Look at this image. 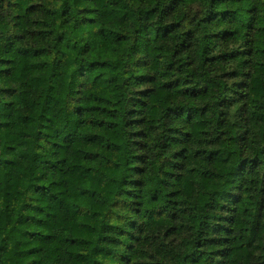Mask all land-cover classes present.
<instances>
[{
	"label": "trees",
	"instance_id": "16d2710c",
	"mask_svg": "<svg viewBox=\"0 0 264 264\" xmlns=\"http://www.w3.org/2000/svg\"><path fill=\"white\" fill-rule=\"evenodd\" d=\"M0 264H264V0H0Z\"/></svg>",
	"mask_w": 264,
	"mask_h": 264
}]
</instances>
